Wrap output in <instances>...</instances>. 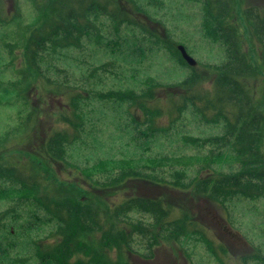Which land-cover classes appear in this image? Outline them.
Masks as SVG:
<instances>
[{"label": "trees", "instance_id": "trees-1", "mask_svg": "<svg viewBox=\"0 0 264 264\" xmlns=\"http://www.w3.org/2000/svg\"><path fill=\"white\" fill-rule=\"evenodd\" d=\"M28 1L31 4L32 14L29 21L24 22L23 15L18 13L11 15L4 12L6 0H0L1 27L2 25L10 24L11 27L14 25V28L20 32L16 41H10L6 33L0 36L1 50L5 53L4 58L6 57L7 60L3 64L5 66L3 70L11 73V79H13L12 81L6 79L5 82L0 80V94L9 91L6 87L10 82L15 87V93L12 92L15 97L19 91L16 84L25 85L32 74L35 79L40 80L50 90L53 97L61 101L57 110L50 108L51 111L48 112L52 113L51 118H54L55 123L60 126L50 128L44 134L40 146L36 145V148L29 151L22 149L25 146H18L17 140H8V132L0 137V200L19 199L21 200L20 206L29 210V212L25 211L27 219L24 222L17 220L16 223L11 222L10 225H18L17 227L23 228V232H27L40 225H47L52 220L55 222L54 218H56L57 221L53 225L56 233L51 236L52 239L47 248L40 249L37 246L33 248L35 256L19 254L17 251H13L17 247L16 244L6 241V246H3L0 241V264H125V261L121 260L123 256L119 255V253L122 254V251H117L116 257L112 261L96 250L97 241L94 245H87L83 242L84 239H79L100 227L95 212L88 205H81V202H77L68 194L57 199L39 193V183L36 181L37 176L34 171L37 172L38 169L40 172V169L45 166H34L32 162V158L37 160V155L34 154L37 151L48 161L67 163L68 147L74 144L81 146L83 136L89 133V129L85 128L87 126L85 122H89L90 126L93 125L92 112L96 105L95 101L105 102L112 98L113 102H117L116 105L120 106L122 111L119 113L125 116L123 127L126 130L129 129L130 134L128 133V135L135 149L132 153L142 150L141 153L150 154L152 152L150 150L151 139L156 136L160 137L162 134L167 136L171 127L165 129L155 124V118L159 116L157 114L159 109L155 110L153 107L157 104L152 102H158L155 96L158 91L167 90L165 92L172 95L170 89L175 88L172 83H157L162 87H156L152 84L154 80L151 78L144 79L147 82L142 83L138 91L131 90L122 93L110 90L104 93L101 88L99 89V83L103 77L118 78L121 75V67L112 62L115 60L117 62V59H120V54L118 55L116 52L117 49L119 48L118 51L121 50V53L125 48L123 44L125 41L119 34V28L122 25L134 27L139 25V28L147 33L149 39H156L153 44L161 48L158 50L161 51L164 48L163 52L170 57L173 56L180 66L187 67L188 72L182 80L174 84L185 91L184 94H181L178 102L175 101L174 104V101H171L172 108L177 115L174 120L180 116L182 119L189 114L192 116V122L197 124L196 127L204 125L208 126L209 130L206 135L201 132L198 136L190 132H178L184 148L187 147L189 154L195 152L196 156L189 155L186 159L187 162L183 164L181 162L174 163L172 154H161V156L150 158L146 163L143 162L149 157L143 162L139 158L108 159L110 164H114V171L117 173L116 182L121 184L124 180L142 178L177 190L189 189L197 195H206L209 198L217 199L220 203L223 198L231 196L246 199L259 196L264 198V150L260 149V144H263L264 116H261L262 110H260V114L255 108L253 109L252 101L243 92L237 78L238 71H227L224 62L219 64L217 69L219 76L213 84V91L205 92L198 85L199 77L195 68L187 64L177 48L170 42L169 39L172 38L169 32H164L166 39L157 37L153 31L146 29L143 23L137 22L136 15L134 17L128 15L123 3L132 6L134 2L129 3L128 0ZM194 2L200 6L199 14L203 36L214 42L226 44L230 60L240 57V50L235 45L237 43L236 34L228 25L230 21H226L230 16L233 17L234 6L238 3L235 0H194ZM160 4L163 5L162 0H149L147 5L143 6V10L138 6L132 9L136 14L143 15L146 20L153 22L156 13L150 15L147 8L153 11L159 9ZM89 47L103 51V58L109 57L110 60L101 59L99 64H93L88 69L85 60L67 57V52L69 55L72 52H77L80 57H84L89 52ZM129 48L138 57L142 54L141 50L144 51L143 45L130 46ZM112 56L115 57L111 58ZM127 59L135 60L134 58ZM72 60L76 63L74 64ZM229 64L231 65V62ZM211 67L213 69V66ZM84 71L87 72L86 76L82 75ZM133 74H130L132 80L136 79ZM144 86L145 88H143ZM6 100L10 99L6 98L2 101L0 96V104L5 103ZM122 105L127 107H122ZM35 113L36 108L33 106L28 113L29 120L34 118ZM240 116L249 119L241 120ZM240 122L244 123L246 127ZM21 127L23 129V125ZM24 134L22 133V135ZM205 148L208 151L204 155L200 154V151ZM220 148L225 151L219 152L215 156L213 153L219 151ZM229 149L232 152L230 158L227 154ZM261 155L263 156L261 157ZM175 159L179 161L180 158L175 157ZM28 163L31 164L33 171L29 170ZM135 163L136 166H134ZM27 164L28 169L25 171ZM193 164L195 173L189 175V170L186 167ZM179 165H182L183 168H175ZM138 166L140 169L136 168ZM154 166L160 169L162 174L169 175V178L165 179V175L161 178L157 177L154 174L156 171L152 169ZM44 175L47 177L46 173ZM258 189L261 190L260 193ZM163 208L164 203L160 199L135 197L124 200L122 206L116 211L119 212L123 209L122 216H126L133 210H139L151 216L160 217L162 223L157 231L160 232V235L166 234L162 236V240L166 242L174 240L179 243V240L185 236L191 220L186 215L180 219H171L172 215L169 214L170 217H168L171 221H165L168 217ZM150 223L149 227L155 225V223ZM138 225L139 223L134 227ZM2 227L0 233L4 230ZM12 227L7 229L8 235L9 233L12 235L15 230ZM49 233L52 231L50 230ZM109 242L114 248H125L126 253L131 251L128 247L129 236L125 237V233L122 231L121 233L117 232L116 235L108 231L100 236V245ZM262 253L261 259L254 256L253 264H264V252ZM80 255L84 259H81ZM29 260L32 262L29 263Z\"/></svg>", "mask_w": 264, "mask_h": 264}, {"label": "rangeland", "instance_id": "rangeland-1", "mask_svg": "<svg viewBox=\"0 0 264 264\" xmlns=\"http://www.w3.org/2000/svg\"><path fill=\"white\" fill-rule=\"evenodd\" d=\"M128 1L129 3L134 2L132 6L123 3L128 15L132 17L136 15L137 22L143 23V26L153 31L157 37L165 38L164 32L168 31L172 38L169 40L177 48L180 55L179 46L183 47L195 61L193 67L199 77L198 85L200 88L205 92L213 91V84L219 76L217 69L219 64L224 62L227 71H238L237 78L243 92L252 101L253 109L255 108L260 114V110H262L261 116H264V75L255 70L256 63L253 56L250 58L246 54V59H244L243 54H241L236 60H230L226 44L214 42L208 37H204L201 31L200 6L197 2L194 0H162L163 5L160 4L159 9L151 11L147 8L150 15L156 13V18L152 16L154 18L152 22L146 20L143 15L136 14L132 9L138 6L142 7L141 10H143V6L147 5L149 0ZM235 1L238 5L234 6L233 17L230 16L226 21H230L228 25L236 34L237 43L235 45L240 49L239 39L241 41L250 39L247 25L256 23L255 17L259 10L264 7V0ZM252 9H255L256 12ZM3 10L11 15L13 13L23 15L24 22L29 21L32 14L31 4L28 0H6ZM119 29V34L125 41L123 42L125 48L121 53V50L118 51L119 48L117 49L116 52L118 55L120 54V59L112 63L121 67V75L118 78L103 77L99 83V89L101 88L104 93L110 90L121 91L122 93L131 90L138 91L141 84L147 82L144 79L151 78L154 80L152 84L156 87H162L157 83H172L175 86V88L170 89L172 95L167 94L165 92L167 90L158 91L155 94L158 102H152L157 104L156 106L152 104L155 106L153 108L159 109L157 113L159 116L155 118V124L165 129L171 128L167 136L162 134L160 137L156 136L151 139L150 150L152 152L150 154L141 153L142 150L132 153L135 149L128 135V133L130 134L129 129L126 130L123 127L125 116L120 115L119 111H122L120 106H117V102H113L112 98L105 100V102L95 101L94 104L96 105L92 112L93 125L91 127L89 122H85L87 124L85 128L89 129V133L83 136L81 146L74 144L68 147L67 163L48 161L37 151L34 153L37 155V160L32 158L34 166H45L40 169V172L38 169L37 172L34 171L37 176L36 181L39 183V187L37 185L39 193L57 199L68 194L77 202H81V205H88L95 212L100 227L85 234L83 238H78L84 239L83 242L87 245H94L97 241L96 250L112 261L116 257V252L122 251V254L119 253V255L124 257L121 260L125 261V264H253L254 256L261 259L262 252H264V198L259 196L246 199L231 196L223 198L220 203L217 199L209 198L206 195H197L189 189H186L188 191L177 190L142 178L124 180L121 184L116 182L117 173L114 171V164H110L108 159L124 158L130 160L139 158L143 162L149 157L143 162L146 163L150 158L161 156V154H172L174 163L181 162L183 164L187 162L186 159L189 155L195 156V152L189 154L187 147L184 148L181 143V136L178 132H190L198 136L201 132L206 135L209 130V127L204 125L196 127L197 124L192 122V116L189 114L182 119L180 116L174 120L177 115L172 108L173 103L171 104V101L173 100L175 104V101L180 100L181 94L185 93L183 88L174 84L182 80L188 72L187 67L180 66L173 56L170 57L163 52L164 48L161 51L158 50L161 48L153 44L156 39H149L147 33L139 28V25L137 27L122 25ZM3 33L8 35L10 41H16L20 35L19 30L15 29L14 25L11 27L10 24L2 25V27L0 25V36ZM0 43H2L1 39ZM141 45H143L144 51L141 50L142 54L138 57L129 47ZM88 51L84 57H80L77 52H72L70 55L67 52V57L85 60L88 69L93 64H99L101 59L110 60L109 57L103 58V51H99L97 48L89 47ZM4 56L5 53L1 50L0 44V80L5 82L6 79H9L12 81V74L3 70L5 68L3 64L7 61ZM127 58H134L135 60L129 61ZM72 62L76 63L74 60ZM132 73L136 78L134 80L131 79L132 75L130 74ZM86 74L85 71L82 73L83 76ZM17 86L19 91L15 97L12 94L15 87L10 82L6 87L9 91L0 94L2 101L6 98L10 99L0 104V135H2L0 137L8 132V140H17L18 146H25L26 148L22 149L29 151L36 148V145L37 147L40 146L44 134L50 128L60 126V124L55 123L54 118H51L52 113L48 112L51 111L50 108L57 110L61 101L53 97L50 90L40 80L35 79L32 74L25 85L16 84ZM33 106L36 108V113L34 118L29 120L28 113ZM122 107L127 106L122 105ZM19 113H21L20 116H18ZM239 119L248 120L249 118L245 119L244 116H240ZM87 120L89 121V119ZM240 124L246 127L244 123L240 122ZM21 125H23V129ZM22 133L25 134L22 135ZM262 141L264 144V130ZM263 144H260L262 151L264 150ZM8 149L9 147L6 152ZM207 151L206 148L205 150L202 149L200 154L204 155ZM222 151L225 150L220 148L213 154L216 156ZM230 151L229 149L227 150L229 153L226 152L229 158L232 157ZM175 157L180 158L179 161ZM131 162L133 163L132 160ZM28 164L29 170L33 171L31 164ZM28 164L25 171L28 169ZM127 167L129 169L128 165ZM136 168L140 169V166ZM175 168L180 169L183 166L179 165ZM186 168L189 170V175L195 173L194 164L187 165ZM152 169L156 171L154 174L157 177L161 178L165 175V179L169 178V175L162 174L156 166ZM110 172L112 173L110 174ZM42 173L43 177H45L44 173L47 177L43 178ZM260 191L258 189L259 193ZM135 197L160 199L164 203L165 215L167 217L169 214L172 215L171 219H180L184 215L188 216L191 224L187 227L185 236L179 240V243L174 242V240L167 242L162 240V236L166 234L160 235V232L157 231L162 223L160 217L151 216L139 210H133L126 216H122L123 209L119 212L116 211L122 206L124 200ZM20 203L21 200L19 199L0 200V228L1 226L4 228L0 233V241L3 246H6V241L16 244L17 247L13 251H17L19 254L34 255L33 248H36L35 246L44 249L51 242V236L56 233L53 225L57 219L53 217L55 222L52 220L47 225H40L38 228L23 232V228L17 227L18 225H10L11 222L16 223L17 220L24 222L27 219L26 212L29 210L23 208L22 205L20 206ZM169 217L165 221H171ZM150 222L155 223V225L149 227ZM137 223L139 225L134 227ZM11 227L15 229L13 232L11 231L14 236L10 233L7 234V229ZM153 228H155L154 231H152ZM50 230L52 233H49ZM108 231L113 235L122 231L125 233V237L129 236L130 253H126L123 247H112L111 242L100 245V236ZM152 237L153 240H151ZM22 249L24 251H20ZM80 258L84 259L82 255ZM31 262L32 260H29V263Z\"/></svg>", "mask_w": 264, "mask_h": 264}, {"label": "flooded vegetation", "instance_id": "flooded-vegetation-1", "mask_svg": "<svg viewBox=\"0 0 264 264\" xmlns=\"http://www.w3.org/2000/svg\"><path fill=\"white\" fill-rule=\"evenodd\" d=\"M255 11V9H252ZM256 12V11H255ZM256 23L248 24V37L250 39L240 40V54H243L244 59H246V54L253 56V60L256 63L254 66L257 72L264 75V7L259 10L255 17Z\"/></svg>", "mask_w": 264, "mask_h": 264}, {"label": "water", "instance_id": "water-1", "mask_svg": "<svg viewBox=\"0 0 264 264\" xmlns=\"http://www.w3.org/2000/svg\"><path fill=\"white\" fill-rule=\"evenodd\" d=\"M179 50L181 52L182 58L187 62V64L190 66H194L195 61L186 53L185 49L179 46Z\"/></svg>", "mask_w": 264, "mask_h": 264}]
</instances>
